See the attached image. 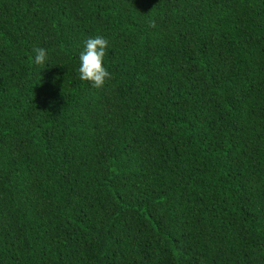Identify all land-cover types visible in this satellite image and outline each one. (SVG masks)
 Masks as SVG:
<instances>
[{
  "label": "trees",
  "instance_id": "obj_1",
  "mask_svg": "<svg viewBox=\"0 0 264 264\" xmlns=\"http://www.w3.org/2000/svg\"><path fill=\"white\" fill-rule=\"evenodd\" d=\"M0 264H264V0H0Z\"/></svg>",
  "mask_w": 264,
  "mask_h": 264
},
{
  "label": "clouds",
  "instance_id": "obj_2",
  "mask_svg": "<svg viewBox=\"0 0 264 264\" xmlns=\"http://www.w3.org/2000/svg\"><path fill=\"white\" fill-rule=\"evenodd\" d=\"M154 26V23L152 24ZM109 41L104 36L95 35L83 42V50L79 53V79L87 82L94 89H103L106 81L111 79V73L103 66ZM48 60V50L43 47L32 49V63L45 67Z\"/></svg>",
  "mask_w": 264,
  "mask_h": 264
}]
</instances>
